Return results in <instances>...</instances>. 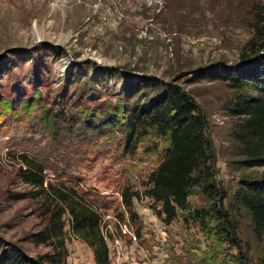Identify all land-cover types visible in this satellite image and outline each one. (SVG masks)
<instances>
[{
  "label": "rangeland",
  "instance_id": "1",
  "mask_svg": "<svg viewBox=\"0 0 264 264\" xmlns=\"http://www.w3.org/2000/svg\"><path fill=\"white\" fill-rule=\"evenodd\" d=\"M257 12L264 0H0V245L51 252L41 238L64 187L101 212L110 264H264V235L237 197L264 180L236 111L256 91L226 79L257 66L242 59ZM168 86L204 114L208 147L188 209L165 224L144 190L169 139L135 121ZM23 156L43 168L42 187L24 178ZM62 237L61 264H95L80 235L64 226Z\"/></svg>",
  "mask_w": 264,
  "mask_h": 264
},
{
  "label": "trees",
  "instance_id": "2",
  "mask_svg": "<svg viewBox=\"0 0 264 264\" xmlns=\"http://www.w3.org/2000/svg\"><path fill=\"white\" fill-rule=\"evenodd\" d=\"M263 11V10H261ZM257 12L258 26L251 40V52L242 59L250 65H257L249 77L227 76L231 85L239 89L244 85L255 89V95L238 96L237 113L242 115L238 125L241 142L247 154L249 166L264 165V17ZM145 113L135 123L154 128L158 133L167 135L169 146L155 170L149 174L151 186L144 190L155 205L156 215L165 223L173 222L178 209L189 207L190 188L198 184L203 177L193 175L194 170L207 159L208 143L205 139L206 119L194 100L175 86H168L159 100L144 107ZM24 178L33 186H43V168L23 156ZM207 171V170H206ZM204 170V173H206ZM264 179V178H263ZM208 192V188L205 187ZM55 197L61 201L57 212L49 218V227L41 241L56 242L53 250L35 257L28 256L15 245H0V264H61L65 248L63 228L80 235L91 248L95 264H110L108 245L100 229L102 219L94 201L82 194L64 187L55 191ZM139 193L127 186L121 191V201L130 217H135L132 198ZM239 201L250 211L254 231L258 237L264 235V180L258 183H244L237 192ZM67 214L66 219L62 216ZM205 211L200 215L204 216Z\"/></svg>",
  "mask_w": 264,
  "mask_h": 264
}]
</instances>
